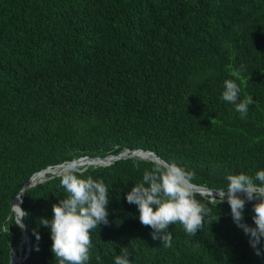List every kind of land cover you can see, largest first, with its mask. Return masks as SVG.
I'll return each mask as SVG.
<instances>
[{
    "label": "trees",
    "instance_id": "trees-1",
    "mask_svg": "<svg viewBox=\"0 0 264 264\" xmlns=\"http://www.w3.org/2000/svg\"><path fill=\"white\" fill-rule=\"evenodd\" d=\"M225 80L253 99L243 118L221 98ZM126 150L176 163L212 191L225 190L228 175L255 180L264 170V0H0V264L15 248V263L25 254L11 201L34 174ZM155 164L81 170L109 187V223L91 230L87 264H114L122 247L130 264H264V238L257 255L226 198L197 194L211 212L194 236L176 223L171 247L152 239L126 193ZM60 177L17 200L30 238L18 264H58L40 221L68 196ZM255 203L243 210L252 227Z\"/></svg>",
    "mask_w": 264,
    "mask_h": 264
},
{
    "label": "clouds",
    "instance_id": "clouds-1",
    "mask_svg": "<svg viewBox=\"0 0 264 264\" xmlns=\"http://www.w3.org/2000/svg\"><path fill=\"white\" fill-rule=\"evenodd\" d=\"M221 98L234 104L242 118L253 103L251 96L240 99V89L233 80L224 81ZM82 176L83 172L75 163L67 165L60 177V184L68 196L52 205L53 216L50 220L40 221L50 228L51 251L58 264H87L92 247L91 230L109 223L106 207L109 187L102 180ZM193 177L194 173L176 163L155 164L151 170H145L142 182L126 193V201L138 207L140 223L150 227L152 239H160L164 247L172 245V235L167 231L170 224L180 223L186 233L194 236L198 229H202L205 216L211 212L196 198ZM226 179L227 188L220 190L218 198L213 197L211 203L219 204L227 199L233 222L249 237L250 246L260 255L257 245L264 238V170L256 172L255 180L244 173L228 175ZM238 193H243V197ZM254 198L258 202L253 205L255 227H252L243 222V210L246 201ZM13 209L18 216L16 224L22 227L21 219L26 213L17 205H13ZM114 264H130L126 247L121 248Z\"/></svg>",
    "mask_w": 264,
    "mask_h": 264
},
{
    "label": "water",
    "instance_id": "water-1",
    "mask_svg": "<svg viewBox=\"0 0 264 264\" xmlns=\"http://www.w3.org/2000/svg\"><path fill=\"white\" fill-rule=\"evenodd\" d=\"M135 153H147V154L152 155L154 159H145V158H142V157L136 156ZM128 158H139V159H142V160H148V161H151V162H154V163L160 164V165H167V163H165L163 160H161L160 158H158L154 153H152V152H142V151H140V150H136V151H133V152H130V151L126 150V151H124V152H122V153H120V154H118V155H109V156H107V157H105V158H88V157H85V158H81V159H79V160H76V161H73V162H69V163H76V162L81 161V160H88V161L102 162V163L99 164L98 167H108V166L114 164L115 162H117V161H119V160H125V159H128ZM108 160H109V161H108ZM105 161H108V163H103V162H105ZM69 163H66V164H69ZM63 165H64V164H63ZM60 166H61V165H60ZM56 167H58V166H56ZM56 167H55V168H56ZM93 167H95V166H93ZM49 169H50V168H49ZM46 170H47V169H46ZM44 171H45V170H44ZM41 172H42V171H41ZM39 173H40V172H39ZM36 174H38V173H36ZM36 174H34V175H36ZM34 175H33V176H34ZM33 176H32V177H33ZM59 176H61V175L50 176V177H48L45 181H47V180H49V179H52V178H55V177H59ZM32 177H31V178H32ZM31 178H30V179H31ZM30 179H29V180H30ZM29 180H28V181H29ZM28 181L23 185L22 189L20 190V192L18 193L17 196H19V195L22 194V193L24 194V192L27 191L28 189H31V188L37 186L38 184H41V183L45 182V181H43V182H41V183H37V184H35V185H33V186H29V187H27L26 185H27ZM194 188H195V189H198V190H201V191H203V192H207V194H209V193H211V194H214V193H215V194H218V192H219V191H212V190H208V189H206V188H201V187H196V186H194ZM194 191H195L197 194H199L201 197L206 198V196H204L202 193H199V192H197L196 190H194ZM17 196H16V197H17ZM207 196H208V195H207ZM16 197H15V198H16ZM209 197H210V196H209ZM15 198H13L12 201H11V211H12V202H13V200H14ZM212 199H213L212 197L209 198L210 201H212ZM252 201H253V200H252ZM21 202H22V200H21ZM12 213H13V211H12ZM13 214H14V213H13ZM17 219H18V218L14 215L15 223L17 222ZM21 224H22L23 226H22V227L19 226V227L22 228V230H23V238H25L26 241H27L26 249H25V254L23 255V258H22V261H21V263H22V262H24V261L27 259L28 255H29V252H30V238H29V235H28V233H27V231H26L25 224H24V222H22V219H21ZM11 261H12V260H11ZM10 264H12V263H10Z\"/></svg>",
    "mask_w": 264,
    "mask_h": 264
},
{
    "label": "bare ground",
    "instance_id": "bare-ground-1",
    "mask_svg": "<svg viewBox=\"0 0 264 264\" xmlns=\"http://www.w3.org/2000/svg\"><path fill=\"white\" fill-rule=\"evenodd\" d=\"M135 155L136 156H139V157H142V158H145V159H154L153 158V156L152 155H150V154H147V153H135ZM109 161V160H108ZM108 161H105V162H103V163H108ZM81 162H83L82 160L81 161H78V162H76L75 163V165L77 166V167H79L80 165H82V164H80ZM85 162H87L86 164V166L85 167H88V166H99V164L100 163H102V162H96V161H88V160H85ZM66 165H68V164H66ZM63 165H61V168H59L58 169V171H61V172H64L65 171V169L67 168V166H64V167H62ZM58 167H60V166H58ZM57 168V167H56ZM48 170H50V169H48ZM48 170H45V171H42V172H40V173H38V174H36V175H34L29 181H28V183H27V187H29L28 185H31V186H33V185H35V184H37V182L38 183H41V182H43V181H45L46 179H45V175H44V172H47ZM63 174V173H62ZM62 174H59V175H62ZM35 176H37V178L36 179H33V178H35ZM55 176V175H54ZM45 179V180H44ZM43 180V181H42ZM40 181V182H39ZM194 190H196L197 192H199V193H202L204 196H215V195H219V194H211V193H209V194H207V192H203V191H201V190H198V189H195L194 188ZM23 194V193H22ZM22 194H20L19 196H17L14 200H13V202H12V211H14V209H13V205H17V206H19L18 205V198H20L21 197V195ZM237 195H243V193H238ZM218 197V196H217ZM213 198V197H212ZM20 208H21V201H20V206H19ZM16 212V211H15ZM23 239V238H22ZM22 244V241H21V243H20V245ZM16 253H15V251H13V254H12V261H11V263L12 264H18L20 261H21V259L19 258L18 259V261L15 263V260H16V255H15Z\"/></svg>",
    "mask_w": 264,
    "mask_h": 264
},
{
    "label": "rangeland",
    "instance_id": "rangeland-1",
    "mask_svg": "<svg viewBox=\"0 0 264 264\" xmlns=\"http://www.w3.org/2000/svg\"><path fill=\"white\" fill-rule=\"evenodd\" d=\"M80 164H81V163H80ZM86 165H87V164H86L85 162H83V164L80 165L78 168H79L80 170H84V169L90 167V166L85 167ZM57 173H63V172H61V171H57ZM50 176H52V174H51L50 172H47V175L45 176V179L48 178V177H50ZM45 179H44V180H45ZM42 181H43V180H42ZM215 198H218V197H215ZM253 201L258 202V200H257L256 198H254ZM25 249H26V246L23 247V254H24V250H25ZM15 250H16V248L14 249V251H15Z\"/></svg>",
    "mask_w": 264,
    "mask_h": 264
}]
</instances>
